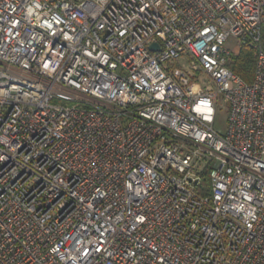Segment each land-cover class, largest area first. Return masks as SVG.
I'll list each match as a JSON object with an SVG mask.
<instances>
[{
    "label": "built area",
    "instance_id": "1",
    "mask_svg": "<svg viewBox=\"0 0 264 264\" xmlns=\"http://www.w3.org/2000/svg\"><path fill=\"white\" fill-rule=\"evenodd\" d=\"M263 29L264 0H0V264H264Z\"/></svg>",
    "mask_w": 264,
    "mask_h": 264
},
{
    "label": "trees",
    "instance_id": "2",
    "mask_svg": "<svg viewBox=\"0 0 264 264\" xmlns=\"http://www.w3.org/2000/svg\"><path fill=\"white\" fill-rule=\"evenodd\" d=\"M264 47V29H263ZM231 69L246 82L251 83L255 73V59L251 51L242 50L233 60Z\"/></svg>",
    "mask_w": 264,
    "mask_h": 264
},
{
    "label": "rangeland",
    "instance_id": "3",
    "mask_svg": "<svg viewBox=\"0 0 264 264\" xmlns=\"http://www.w3.org/2000/svg\"><path fill=\"white\" fill-rule=\"evenodd\" d=\"M228 46L230 48H233V49L237 48V46L235 45V43L233 41H230L228 43ZM184 64H183V66L187 68L186 64L185 65ZM206 78L207 77L204 75V77H202L201 80L204 82V81H206ZM206 83H208V82H206ZM208 86L212 87V85H210V84ZM227 126H228V109H227V106H225L223 104V102L220 101V104L217 107V117H216L215 128L219 133L224 135L227 131Z\"/></svg>",
    "mask_w": 264,
    "mask_h": 264
},
{
    "label": "water",
    "instance_id": "4",
    "mask_svg": "<svg viewBox=\"0 0 264 264\" xmlns=\"http://www.w3.org/2000/svg\"><path fill=\"white\" fill-rule=\"evenodd\" d=\"M158 45L157 44H154L153 46H151V50L153 51H157L158 50Z\"/></svg>",
    "mask_w": 264,
    "mask_h": 264
}]
</instances>
